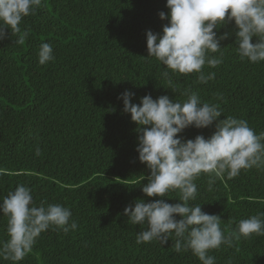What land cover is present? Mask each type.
<instances>
[{
    "label": "trees",
    "instance_id": "obj_1",
    "mask_svg": "<svg viewBox=\"0 0 264 264\" xmlns=\"http://www.w3.org/2000/svg\"><path fill=\"white\" fill-rule=\"evenodd\" d=\"M166 2L42 0L19 25L20 34L28 33L23 45L12 44L17 37L10 30L0 41V197L24 184L37 206L62 204L72 212L70 222L78 224L67 234L55 228L41 233L18 264H201L190 251L174 250V236L165 246L136 243L142 229L127 222L124 209L159 197L142 192L150 170L139 160L138 125L123 112L120 97L130 90L136 104L148 94L183 102L190 90L202 101L218 103L221 119L246 120L259 134L264 132V61L239 57L233 21L214 29L218 36L231 33L221 41L223 63L203 69L215 72V79L200 84L195 72L166 69L147 57L146 36L148 30L162 33L169 23L159 16L170 11ZM43 42L51 44L55 56L45 65L37 56ZM214 130L193 126L179 135L207 138ZM195 183L197 196L190 203L219 215L225 234L240 220L264 213V170H241L231 179L223 174L213 191L207 175ZM167 197L178 202L177 192ZM6 224L0 214V240L7 239ZM209 255L215 264H264V235L234 239L232 247L221 245ZM0 264L13 262L0 258Z\"/></svg>",
    "mask_w": 264,
    "mask_h": 264
},
{
    "label": "clouds",
    "instance_id": "obj_2",
    "mask_svg": "<svg viewBox=\"0 0 264 264\" xmlns=\"http://www.w3.org/2000/svg\"><path fill=\"white\" fill-rule=\"evenodd\" d=\"M42 0H0V41L16 36L12 44L23 45L28 35L19 27L24 17L36 12ZM167 14L159 13L169 23L162 33L148 30V58H155L174 73H197L196 81L207 84L215 79V72L205 73L204 67L216 68L223 63L221 41L231 33L217 35L222 26L235 23L236 52L251 63L264 61V0H167ZM219 53L218 56L211 54ZM38 62L45 65L55 60L50 43H41ZM162 75L167 78L169 72ZM174 91V90H173ZM183 102L162 95L151 94L133 103L135 93L121 94L123 112L131 114L138 125L139 160L150 170L147 183L141 189L147 197H159L151 202L136 200L123 212L128 223L139 225L136 243L159 241L162 246L175 237L174 250L190 251L201 264H215L209 255L221 245L233 246L234 239L264 235V213L242 219L235 229L225 234L219 215L208 214L196 200L197 184L201 175L208 176V191L214 190L216 178L226 174L229 179L241 170H264V132L257 134L248 122L232 116H223L218 103L202 101L197 92L186 91ZM219 98V97H218ZM213 127L207 138L197 135L185 140L181 134L189 127ZM36 156L41 150L36 149ZM145 177L143 176V180ZM178 193V202L169 203L165 197ZM168 198V197H167ZM171 199V198H169ZM0 214L7 221V239L0 240V258L18 264L32 251L41 233L55 228L67 234L78 224L70 219L72 212L59 203L41 202L37 206L31 189L18 185L6 196L0 197ZM179 217V219L177 218ZM146 225V227H144ZM231 264V261H229Z\"/></svg>",
    "mask_w": 264,
    "mask_h": 264
}]
</instances>
